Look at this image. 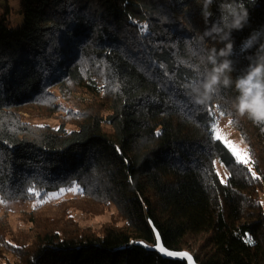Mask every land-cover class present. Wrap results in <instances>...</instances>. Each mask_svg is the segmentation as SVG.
<instances>
[{"label": "trees", "instance_id": "16d2710c", "mask_svg": "<svg viewBox=\"0 0 264 264\" xmlns=\"http://www.w3.org/2000/svg\"><path fill=\"white\" fill-rule=\"evenodd\" d=\"M19 4L17 28L8 27L7 5L0 13V199L79 195L53 205L59 215L29 213L23 227L0 215V264H186L135 246L154 243L149 221L167 249L187 250L199 264H264V125L236 114L234 90L199 105L187 87L203 73L206 49L223 47L201 42L204 31L242 10L248 20L232 32L233 77L247 67L264 44V0H213L207 21L204 0ZM188 6L189 31L176 19ZM250 36L255 46L242 52ZM215 111L257 142L259 151L242 132L255 177L212 138ZM23 114L59 124L33 125ZM111 208L99 229L69 213Z\"/></svg>", "mask_w": 264, "mask_h": 264}, {"label": "clouds", "instance_id": "9594fccd", "mask_svg": "<svg viewBox=\"0 0 264 264\" xmlns=\"http://www.w3.org/2000/svg\"><path fill=\"white\" fill-rule=\"evenodd\" d=\"M213 0H204L203 15L207 21L212 13L209 6ZM231 21L223 26L213 22L200 37L212 38L223 43V47L206 49L207 55L203 58L205 68L197 80L187 85L196 104L205 105L213 100L215 94L223 89L234 90L232 108L240 117H246L254 124L264 125V44H260L256 53L246 57L249 60L247 67L240 74L233 77L237 71L236 62L231 58L234 55L235 41L233 31H242L248 20L246 11L232 12ZM255 46V37L250 36L241 43V50L248 51Z\"/></svg>", "mask_w": 264, "mask_h": 264}, {"label": "rangeland", "instance_id": "374dc122", "mask_svg": "<svg viewBox=\"0 0 264 264\" xmlns=\"http://www.w3.org/2000/svg\"><path fill=\"white\" fill-rule=\"evenodd\" d=\"M169 1L170 0H163L164 3H169ZM5 5L8 6L10 12L9 15H7L9 29L19 27L23 22V16L20 11L19 0H0V13L3 11V7ZM189 7L190 6H188V8L179 9L176 12V19L180 21L188 31L190 29V22L188 20L186 11L189 9ZM60 103H62L65 108H70L68 104H65L62 101ZM23 116L27 122L37 126H47L54 129L57 128L59 124V119H57V116L50 118H44L38 115L28 114H23ZM215 119V122H218L219 128L222 130V133L227 137L228 140L234 142L241 149L249 150L248 144L242 136V132H244L247 138L255 146L256 150L259 151V146L256 144L257 142L247 129L242 130L241 128L237 127L229 117L224 115L221 116L220 113H218L217 111H215ZM229 121H231V123H229ZM246 166L251 169L252 173L254 172L256 174L252 162ZM215 168L219 180L222 183H225L228 176L225 166L219 160H216ZM78 195V191L76 190H60L57 192L49 193L43 198H37L28 201L21 199L15 201H3L0 199V215L6 216L14 228L23 227L25 225L23 218L29 213L35 210H39V212H45L46 215H59L57 209L53 205L64 200L76 198ZM260 202L264 211V189L260 195ZM69 213L72 219L80 227L99 229L102 225L111 221V217L114 214V210L111 208L109 211H106L97 216H88L82 211L75 209H70Z\"/></svg>", "mask_w": 264, "mask_h": 264}, {"label": "water", "instance_id": "95a60500", "mask_svg": "<svg viewBox=\"0 0 264 264\" xmlns=\"http://www.w3.org/2000/svg\"><path fill=\"white\" fill-rule=\"evenodd\" d=\"M149 225L153 231L154 234V243L153 244H148L144 241H137L135 243V246H138L145 251L148 252H154L158 256H160L164 260H170V261H177V262H185L186 264H199L197 263L195 256L193 253L187 251V250H182V251H174V250H169L167 249L162 241L161 235L157 231V229L154 227L153 223L149 221ZM163 249V251L161 250ZM169 253H176V254H188V256H181V255H169ZM191 257L189 260L188 257Z\"/></svg>", "mask_w": 264, "mask_h": 264}, {"label": "snow or ice", "instance_id": "6c2138e0", "mask_svg": "<svg viewBox=\"0 0 264 264\" xmlns=\"http://www.w3.org/2000/svg\"><path fill=\"white\" fill-rule=\"evenodd\" d=\"M209 114L211 115V109H209ZM221 116L224 115L223 112L220 113ZM231 123V121H229ZM211 132H212V138L214 140H218L224 144V146L228 149V151L231 153V155L234 157L235 161L242 165H248L250 164L251 157L249 154L248 149H241L238 145H236L234 142L227 139V137L222 133V130L219 128L218 122L212 123L211 126ZM251 172V169H249ZM253 177H255V173H252ZM251 242V241H249ZM163 251V249H161ZM169 255H181V256H188V254H176V253H169ZM188 259L190 260L191 257L189 256Z\"/></svg>", "mask_w": 264, "mask_h": 264}]
</instances>
